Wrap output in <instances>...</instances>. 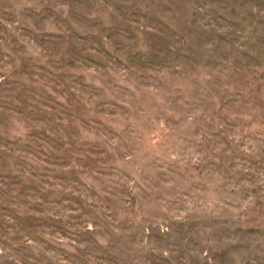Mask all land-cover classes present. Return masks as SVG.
Segmentation results:
<instances>
[{"label": "rangeland", "instance_id": "374dc122", "mask_svg": "<svg viewBox=\"0 0 264 264\" xmlns=\"http://www.w3.org/2000/svg\"><path fill=\"white\" fill-rule=\"evenodd\" d=\"M0 264H264V0H0Z\"/></svg>", "mask_w": 264, "mask_h": 264}]
</instances>
